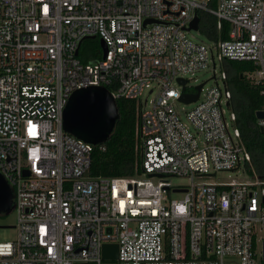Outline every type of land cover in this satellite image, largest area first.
<instances>
[{"label": "built area", "instance_id": "1", "mask_svg": "<svg viewBox=\"0 0 264 264\" xmlns=\"http://www.w3.org/2000/svg\"><path fill=\"white\" fill-rule=\"evenodd\" d=\"M210 3L0 0V174L16 215L0 264H264V181H203L250 163L223 62H251L247 79L264 84V0ZM200 11L219 33L227 23L228 38L197 40L190 25ZM95 37L106 56L82 63L80 44ZM207 69L214 84L179 109L197 92L187 77ZM88 87L135 102L140 174L89 176L104 144L63 129L70 95ZM258 125L264 136V119ZM111 244L115 261L102 256Z\"/></svg>", "mask_w": 264, "mask_h": 264}, {"label": "trees", "instance_id": "2", "mask_svg": "<svg viewBox=\"0 0 264 264\" xmlns=\"http://www.w3.org/2000/svg\"><path fill=\"white\" fill-rule=\"evenodd\" d=\"M210 6L216 7V0ZM198 29L207 39H227L229 25L223 23L219 33L216 18L206 12L197 13ZM77 58L82 63L100 60L102 48L98 37L89 38L80 44ZM223 68L227 73V83L232 92L230 109L235 114V126L240 131L241 141L250 155L246 172L264 181V136L260 131L256 112L264 109V84L252 83L246 73L253 72L255 67L247 61H224ZM111 90L112 88H108ZM118 119L103 150L95 147L89 170L91 177H132L140 174L136 169L135 153L136 104L126 99L116 100Z\"/></svg>", "mask_w": 264, "mask_h": 264}, {"label": "water", "instance_id": "3", "mask_svg": "<svg viewBox=\"0 0 264 264\" xmlns=\"http://www.w3.org/2000/svg\"><path fill=\"white\" fill-rule=\"evenodd\" d=\"M198 22L199 18L196 16L190 25V29L197 30ZM100 44L104 58L107 53L106 45L102 40H100ZM178 82L181 85L186 83L185 80L181 79ZM202 86L203 84L196 86L197 92L193 95L183 94L181 100L186 104L195 102ZM255 116L257 120L264 119V111L256 112ZM118 117L116 100L106 88H83L74 91L68 99L63 112V129L66 133L97 146L108 141ZM260 131L263 132L262 128ZM13 208V191L0 174V215H9L13 212ZM102 256L104 260L115 261L118 256L117 245H105Z\"/></svg>", "mask_w": 264, "mask_h": 264}, {"label": "rangeland", "instance_id": "4", "mask_svg": "<svg viewBox=\"0 0 264 264\" xmlns=\"http://www.w3.org/2000/svg\"><path fill=\"white\" fill-rule=\"evenodd\" d=\"M205 1V0H202ZM194 36L197 38V40L206 41V38L200 34L195 33ZM213 73L211 69L203 70L195 72L193 75H189L187 78H189V88L188 90L190 92H195V87L198 85L203 84V88H209L214 84V81L211 79ZM216 75H219V71H216ZM153 98V94H149L148 91H146L142 99H146L148 102ZM195 103L188 104V105H179V109H184L186 111H190L194 108ZM226 118L228 115L225 116ZM232 180L235 182H247L252 181L253 176L249 175L243 166H241L237 171L234 172H223L218 173L215 176L211 177H204L203 181L210 182L214 184H227L230 183ZM170 182L175 185H182V186H188L190 184V180L188 178L184 177H174L170 178ZM181 195H173V198L179 199ZM16 223V215L14 212L10 213L9 215H0V242L4 241H12L16 237V231L14 230L13 226ZM264 237V231L260 234Z\"/></svg>", "mask_w": 264, "mask_h": 264}]
</instances>
